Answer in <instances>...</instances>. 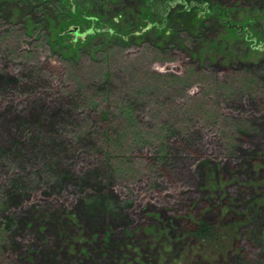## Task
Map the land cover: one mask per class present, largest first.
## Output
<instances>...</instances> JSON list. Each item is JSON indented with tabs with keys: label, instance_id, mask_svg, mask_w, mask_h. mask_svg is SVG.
<instances>
[{
	"label": "rangeland",
	"instance_id": "1",
	"mask_svg": "<svg viewBox=\"0 0 264 264\" xmlns=\"http://www.w3.org/2000/svg\"><path fill=\"white\" fill-rule=\"evenodd\" d=\"M188 2L186 22L166 4L178 20L160 29L166 0H0V84L17 79L12 94L0 85V116L39 97L72 111L83 123L73 134L96 141L81 146L92 172L106 173L101 191L133 221L119 229L106 217L96 234L66 197L33 192L10 264L264 259V0ZM194 133L205 142L186 156ZM199 218L210 225L201 236ZM8 233L0 219V248Z\"/></svg>",
	"mask_w": 264,
	"mask_h": 264
},
{
	"label": "trees",
	"instance_id": "2",
	"mask_svg": "<svg viewBox=\"0 0 264 264\" xmlns=\"http://www.w3.org/2000/svg\"><path fill=\"white\" fill-rule=\"evenodd\" d=\"M188 1L176 0L170 4L171 2L166 0L163 9L156 5L155 12L161 16L160 29L164 28V23L167 20H178V18L173 17L171 7L168 8L166 4H170L172 7L177 6V10L180 9L177 16L186 22L187 17H190L192 8L198 3V1L196 3ZM12 82L17 85V79L8 78L6 82H1L0 85L4 91L6 89L7 93L12 94L16 90H12L14 87H12ZM29 86L33 89L35 85L30 84ZM29 86L23 87V90L20 88L18 90L28 92ZM40 99V97L30 99V103L24 108L18 107L16 103H9V107L5 111L8 114L12 113V115L15 113L16 116L14 118L11 116L12 120L7 118L8 115L5 116L7 119L0 116V173L2 175L4 173L5 178V183L2 182L0 186V198L4 204L3 206L0 205V219L3 220V225L5 224L9 230L8 238H4L9 245L6 246L5 244L0 248V264H10L9 258L11 257L14 261L16 254L22 251L23 242L16 240L18 228L22 223L25 224L24 220L31 214L32 210L22 201L25 202L33 192L44 193L50 197L63 195L71 201L72 208L75 209L73 213L84 221L86 229L90 232L94 230V227L98 229L95 231L96 234L102 233L106 217L110 221V226L119 229L129 228L133 224L132 217L123 212L124 209L121 205L114 199L106 198L104 192L101 191V188H104L101 180L106 175L105 171L94 174L91 170L92 163L85 161L87 158L84 157L90 156L92 158V155L86 152V147L83 149L81 145L83 143L85 145L86 141L87 144H92L95 148L96 141L92 139L93 135L90 133L85 135L83 132L73 134L76 129L82 128V121L79 118L76 120L72 111L68 108L64 109L63 105L56 107L55 104L50 109H47L48 106L45 105L43 107ZM71 103L73 104V101ZM257 112V109H251L249 113L252 114V117H256L258 116ZM166 130L169 129L166 128ZM237 131L243 137H247L246 140H241L243 145L248 144L250 136L246 134H250L252 130L244 128L243 125ZM238 135H235V138L238 139ZM13 137H17L22 142H14ZM205 138V134L195 135L194 133L190 137L188 136L186 156H191L194 145L196 147L197 144H202L205 142ZM71 147L73 157L76 158H72V155L69 157L68 154L67 157L65 155ZM78 147H81L79 154H82V159H77L78 153L75 155V150H78ZM182 148L185 150L183 146ZM97 152L95 151L94 154L96 155ZM189 160L186 159V161ZM98 169L100 171V167ZM53 204L55 205V202L50 207ZM13 207L21 210L18 212L19 214L4 213L5 210ZM47 212L51 214L52 211L48 208ZM226 221L228 220L224 221L225 225L230 224ZM196 226L195 233L200 236L210 232V225L206 219L199 218ZM109 239L110 242L113 240L111 237L107 238V243H109ZM122 244L123 241H120V245ZM97 260L99 264L100 261L98 258ZM231 264H264V259L257 257V255L254 259L240 257L235 262L232 261Z\"/></svg>",
	"mask_w": 264,
	"mask_h": 264
}]
</instances>
